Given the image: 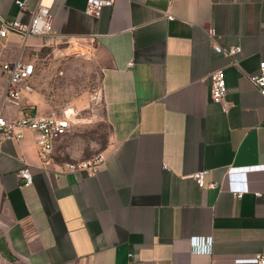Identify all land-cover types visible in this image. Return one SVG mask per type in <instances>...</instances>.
Wrapping results in <instances>:
<instances>
[{"label":"crops","instance_id":"crops-1","mask_svg":"<svg viewBox=\"0 0 264 264\" xmlns=\"http://www.w3.org/2000/svg\"><path fill=\"white\" fill-rule=\"evenodd\" d=\"M41 3L53 32L11 33L3 58L35 62L40 81L43 48L83 46L101 71V102H75L47 169L31 131L0 140V264H252L237 260L264 255V170L229 172L264 164V94L250 80L264 61V0H114L100 17L85 13L87 0H29L25 10L0 0V24L29 22ZM214 43L241 51L230 57ZM218 69L227 112L212 99ZM27 97L44 112L39 92ZM98 118L109 130L103 147L82 136ZM99 146L107 159L96 174L61 171ZM26 165L29 186L18 177ZM203 169L216 188L191 177ZM193 236L211 237V251L194 252Z\"/></svg>","mask_w":264,"mask_h":264},{"label":"built area","instance_id":"built-area-1","mask_svg":"<svg viewBox=\"0 0 264 264\" xmlns=\"http://www.w3.org/2000/svg\"><path fill=\"white\" fill-rule=\"evenodd\" d=\"M29 0H16L19 8H28ZM170 2L176 0H169ZM114 0H87L85 13L87 15L100 17L105 6H111ZM172 18V15H168ZM53 15L50 6L41 3L32 13L31 20L27 23L20 20L3 21L0 24V42L5 40L11 33H17L27 39L30 36L49 35L53 32ZM208 34L215 38L217 30L209 28ZM214 48L219 53H226L233 57L241 51V46L236 45L224 49L220 44L214 43ZM134 62L128 63L132 67ZM212 81V99L227 112L231 104L227 100L226 71L215 70L210 74ZM250 80L260 92L264 94V61L260 62L258 72L250 76ZM39 74L35 62L27 61L20 54L13 60L4 59L0 51V140L13 139L23 140L26 131H31L36 138V146L40 163L47 169L53 163L55 156V142L62 139L72 126L70 113L66 109L63 113L41 112L38 105L27 97L38 91ZM264 126V124H263ZM104 151L96 153L92 158L65 162L62 172L86 171L89 174H96L106 162ZM264 170V164L252 166L232 167L229 172H254ZM207 169L199 170L191 174L200 188H216V182H207ZM22 185L29 186L34 182L33 172L30 165H26L18 171ZM237 197L243 196V191H236ZM256 195H261L257 192ZM192 245L194 252H210L212 247L211 237L193 236ZM205 242L207 245L198 247ZM132 256V254H130ZM238 263L264 264V255H256L250 258H240Z\"/></svg>","mask_w":264,"mask_h":264},{"label":"rangeland","instance_id":"rangeland-1","mask_svg":"<svg viewBox=\"0 0 264 264\" xmlns=\"http://www.w3.org/2000/svg\"><path fill=\"white\" fill-rule=\"evenodd\" d=\"M40 56L44 69L37 92L40 98H43L39 102L42 111L61 114L69 108L68 111L75 114L76 111L72 107L76 101L93 100L100 104L101 71L91 60L88 49L83 46L61 50L46 47L40 52ZM99 112L101 113V110ZM108 131V126L101 120L84 129L82 136L91 141L93 146H102L108 138ZM101 146L96 147L85 159L92 158L102 151Z\"/></svg>","mask_w":264,"mask_h":264}]
</instances>
